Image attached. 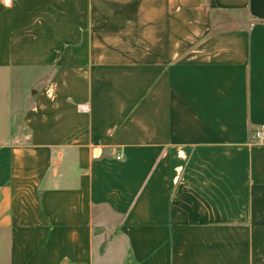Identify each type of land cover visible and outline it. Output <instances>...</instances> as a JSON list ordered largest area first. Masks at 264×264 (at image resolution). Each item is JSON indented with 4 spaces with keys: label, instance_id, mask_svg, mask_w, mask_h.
I'll return each instance as SVG.
<instances>
[{
    "label": "crops",
    "instance_id": "obj_1",
    "mask_svg": "<svg viewBox=\"0 0 264 264\" xmlns=\"http://www.w3.org/2000/svg\"><path fill=\"white\" fill-rule=\"evenodd\" d=\"M261 127L264 0H0V264H264Z\"/></svg>",
    "mask_w": 264,
    "mask_h": 264
},
{
    "label": "rangeland",
    "instance_id": "obj_2",
    "mask_svg": "<svg viewBox=\"0 0 264 264\" xmlns=\"http://www.w3.org/2000/svg\"><path fill=\"white\" fill-rule=\"evenodd\" d=\"M28 73H39L38 70H20ZM32 74V75H33ZM141 74L133 70L128 71H104L97 75V79L93 81L94 94L97 93L94 100L100 108L118 110L127 105V111L138 102L139 97L135 96V88L142 82ZM145 82V81H144ZM43 81L33 80L31 84L34 88H39ZM146 83H148L146 81ZM145 86V85H144ZM146 87V86H145ZM121 94V95H120ZM125 103V104H124ZM96 260L100 261V254L111 251V255L107 258L111 264H120L125 258L124 245L121 241H110L112 238V230L98 229L96 230ZM108 249V250H107ZM112 249V250H111Z\"/></svg>",
    "mask_w": 264,
    "mask_h": 264
},
{
    "label": "built area",
    "instance_id": "obj_3",
    "mask_svg": "<svg viewBox=\"0 0 264 264\" xmlns=\"http://www.w3.org/2000/svg\"><path fill=\"white\" fill-rule=\"evenodd\" d=\"M254 138L256 143H263L264 142V128L261 127L257 129L254 133ZM117 159H121V155L117 156Z\"/></svg>",
    "mask_w": 264,
    "mask_h": 264
}]
</instances>
